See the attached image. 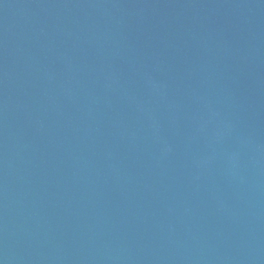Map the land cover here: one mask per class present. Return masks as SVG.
I'll return each instance as SVG.
<instances>
[{
	"label": "water",
	"instance_id": "1",
	"mask_svg": "<svg viewBox=\"0 0 264 264\" xmlns=\"http://www.w3.org/2000/svg\"><path fill=\"white\" fill-rule=\"evenodd\" d=\"M0 264H264V0H0Z\"/></svg>",
	"mask_w": 264,
	"mask_h": 264
}]
</instances>
